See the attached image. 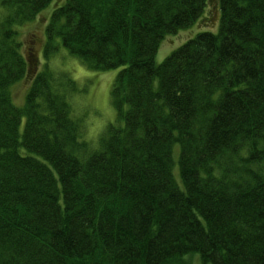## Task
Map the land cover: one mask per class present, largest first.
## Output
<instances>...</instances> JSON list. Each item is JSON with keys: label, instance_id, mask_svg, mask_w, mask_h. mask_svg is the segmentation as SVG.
<instances>
[{"label": "trees", "instance_id": "16d2710c", "mask_svg": "<svg viewBox=\"0 0 264 264\" xmlns=\"http://www.w3.org/2000/svg\"><path fill=\"white\" fill-rule=\"evenodd\" d=\"M51 1L0 0V264H264V0H217V31L161 63L163 37L208 26L216 0H56L43 58L119 68L123 125L89 153L73 80L17 38Z\"/></svg>", "mask_w": 264, "mask_h": 264}, {"label": "rangeland", "instance_id": "374dc122", "mask_svg": "<svg viewBox=\"0 0 264 264\" xmlns=\"http://www.w3.org/2000/svg\"><path fill=\"white\" fill-rule=\"evenodd\" d=\"M57 1L58 3H62V0ZM57 1L52 0L33 19L16 25L17 38L21 43L32 38L31 44L37 58L42 63H46L57 76L73 80L70 91L66 92L67 100L71 107L72 117L78 120L80 124V139L87 143L86 151L89 153L99 148L100 139L107 134L110 127L119 128L123 125V120L118 116L111 100V88L119 68L108 70L90 69L78 58L70 55L61 45L48 60L43 58V45L46 37L45 26ZM218 6L217 0L209 3L212 19L210 20L211 22H207L208 26L193 24L187 28L180 29L177 33L166 34L160 41L158 50L156 51L155 62L161 63L172 50L176 49L189 38L194 37L197 32L203 30L217 31L220 17V6L219 11ZM42 66L41 64L39 67L41 68ZM30 83L31 78L29 79L28 86L25 81H21L16 85L13 84V88L12 86L10 87V89L12 88V101L16 106L21 107L23 105ZM24 120L23 118L21 121L20 132L23 130ZM177 155L178 145L175 144L173 150V174L178 183H180ZM191 255L183 257L182 264H202L198 254L194 253L193 256Z\"/></svg>", "mask_w": 264, "mask_h": 264}]
</instances>
